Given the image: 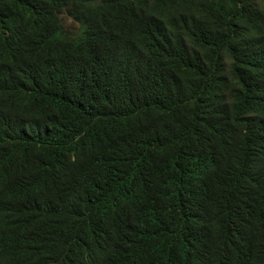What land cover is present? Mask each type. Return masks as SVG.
I'll list each match as a JSON object with an SVG mask.
<instances>
[{
  "label": "trees",
  "instance_id": "16d2710c",
  "mask_svg": "<svg viewBox=\"0 0 264 264\" xmlns=\"http://www.w3.org/2000/svg\"><path fill=\"white\" fill-rule=\"evenodd\" d=\"M0 264H264V0H0Z\"/></svg>",
  "mask_w": 264,
  "mask_h": 264
},
{
  "label": "rangeland",
  "instance_id": "374dc122",
  "mask_svg": "<svg viewBox=\"0 0 264 264\" xmlns=\"http://www.w3.org/2000/svg\"><path fill=\"white\" fill-rule=\"evenodd\" d=\"M76 25L77 24H71L70 22H67L66 23V29H67V31H69L70 33L72 31H76Z\"/></svg>",
  "mask_w": 264,
  "mask_h": 264
}]
</instances>
